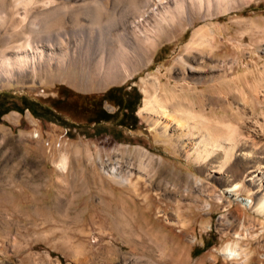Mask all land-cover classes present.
I'll return each instance as SVG.
<instances>
[{"label": "rangeland", "instance_id": "rangeland-1", "mask_svg": "<svg viewBox=\"0 0 264 264\" xmlns=\"http://www.w3.org/2000/svg\"><path fill=\"white\" fill-rule=\"evenodd\" d=\"M238 1L228 12L216 13L214 7L207 17L192 10L193 20L176 21L149 54L137 47L134 56L147 64L126 81L101 84L54 68L34 73L31 66L14 79L0 76V111L8 110L0 117V264H124L135 255L140 264H164L160 252H169L176 242L186 245L187 264L201 259L205 264H264V215L241 198L257 201L249 178L252 169L264 170V158L255 162L238 153L223 172H214L222 153L206 163L194 162L142 113L146 78H159L161 88L183 86L189 99H194L192 86L199 92L207 87L171 70L183 55L196 62V74L213 78L218 103L212 118L242 131L253 117L264 122V0ZM153 3L151 9L158 6ZM169 4L174 9L172 0ZM132 5L115 0L101 22L127 15ZM96 6L87 3L84 9ZM161 14L159 9L150 13L147 26ZM81 16L83 25L92 23ZM199 29L207 32L204 44L188 54ZM111 88L112 99L101 104ZM129 93L132 105L138 94L140 100L123 125L121 115L94 121L103 116L102 108L116 112L113 100ZM140 148L156 160L142 157ZM108 160L133 171L129 184L105 174L102 164ZM235 182L242 184L238 197L225 191ZM122 216L130 222L126 232L135 233L144 246L133 248L121 234ZM226 245L246 250L245 261L223 254Z\"/></svg>", "mask_w": 264, "mask_h": 264}, {"label": "bare ground", "instance_id": "bare-ground-1", "mask_svg": "<svg viewBox=\"0 0 264 264\" xmlns=\"http://www.w3.org/2000/svg\"><path fill=\"white\" fill-rule=\"evenodd\" d=\"M114 1L13 0L12 6L8 8L5 6L7 0H0V76L14 79L15 76H22L29 69L27 67L31 66L34 73L38 69L54 68L65 74L75 72L81 78L101 84L126 81L147 64L142 56H134L135 49L138 47L149 54L176 21L191 20L194 17L192 10L206 12V16L213 12L214 7L216 13H220L240 5L238 0H172L175 6L173 9L169 4L171 0H155L158 6L151 9L154 0H131L134 10L109 24H103L100 19L114 8ZM87 3H96L97 6L90 11L84 9ZM158 9L162 14L149 28L147 25L150 13H155ZM82 14L91 18L89 26L80 22ZM206 35L205 29L197 30L187 46V53L200 49ZM10 51H15V56L9 55ZM195 63L182 55L171 70H179L183 78L190 77L197 83H206L207 87L203 91L199 92L196 86H192L190 96L193 95L194 99H189L185 97L186 90L183 86L166 85L161 88L159 78H146V98L142 113L149 114L146 118L151 121L154 129L159 130L169 141L180 144L188 159L206 163L216 154L222 153L223 160L212 169L214 172H223L227 160L238 153L254 157L255 162L256 158L263 159L264 122L253 117L247 131H242L241 127L233 123L225 126L212 118L211 114L218 103L215 84L209 74L195 73L198 70ZM219 92L221 94L224 91ZM219 97L221 100L225 99V95L221 94ZM139 151L142 157L156 160L147 149L140 148ZM121 164L119 161L112 165L108 160L102 166L105 174L120 184L127 185L131 182L133 171L124 170ZM60 166L65 168V158L61 160ZM251 172L253 174L249 180L255 188L257 201L240 197L248 206L264 215V170L252 169ZM241 187L242 184L235 182L225 191L238 197ZM118 225L121 234L133 248L144 246L135 233L126 232L130 228V222L125 216H122ZM236 236L241 238L242 234L238 233ZM222 252L234 262L245 261L246 250L238 245H226ZM160 257L164 259V264H187L190 254L186 245L176 242L169 252L162 250ZM139 258L141 257L135 255L124 264H140ZM205 263L206 259H201L194 264ZM152 264L160 263L153 261Z\"/></svg>", "mask_w": 264, "mask_h": 264}, {"label": "trees", "instance_id": "trees-1", "mask_svg": "<svg viewBox=\"0 0 264 264\" xmlns=\"http://www.w3.org/2000/svg\"><path fill=\"white\" fill-rule=\"evenodd\" d=\"M114 90V88L109 89L106 94L101 98V101L103 104V102L107 99H112L110 98V94L112 93V91ZM121 91V90H119ZM125 97L123 94H121L120 99L117 100H113L115 102V104L118 106V109L116 112L111 113L109 111H107L105 108H102L100 110V113H102L103 116L101 117H96L94 119L95 122L99 123L101 120L106 119H112V118H118L121 115V120L119 122V124L123 125L124 123L122 121H124L126 118H128V115H133L136 110H137V104L139 103L140 100V96L139 94L137 95V99L134 103V105H132V101H131V94H127V97ZM27 107H28V103H26ZM8 110H5V112H7ZM129 111V112H126Z\"/></svg>", "mask_w": 264, "mask_h": 264}, {"label": "flooded vegetation", "instance_id": "flooded-vegetation-1", "mask_svg": "<svg viewBox=\"0 0 264 264\" xmlns=\"http://www.w3.org/2000/svg\"><path fill=\"white\" fill-rule=\"evenodd\" d=\"M1 107H2V105L0 106V108H1ZM28 108H29V109H31V108H32V109H33V111L35 112V109H34V106H33V104H31V103H28ZM5 110H6V109H5ZM5 110H3V109H2V110L0 111V117H1L2 115L6 114V113L8 112V111H7V112H5Z\"/></svg>", "mask_w": 264, "mask_h": 264}]
</instances>
